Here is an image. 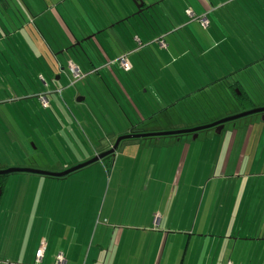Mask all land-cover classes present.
I'll list each match as a JSON object with an SVG mask.
<instances>
[{
	"label": "crops",
	"instance_id": "1",
	"mask_svg": "<svg viewBox=\"0 0 264 264\" xmlns=\"http://www.w3.org/2000/svg\"><path fill=\"white\" fill-rule=\"evenodd\" d=\"M155 1L143 0L145 9L141 16L136 15V7L128 0H23L20 7L14 0H5L0 2V12L2 15L12 12L15 16L18 14L19 25L21 29H27L29 39L46 43L51 53L49 61L52 60V56L57 59V72L62 78L65 67L70 70L71 64L68 63L72 62L67 60L63 64L54 52L64 53L75 42L84 41L87 36L95 34L90 38L95 44L98 36L109 35L106 33H112L118 27L119 34H115V39L110 44H104L105 49L102 50L95 45L97 50L93 48L91 50L92 54L99 50L103 58L109 57L110 53L119 57L122 53L125 54L124 49L129 47V44L121 42L124 40L132 41L133 49L136 46V52L146 49L147 46L142 42L148 41L154 34L153 24L158 27L172 26L184 20V25L179 23L184 26L181 30L187 28L195 22H191L188 16L183 15L185 10L198 17L214 15L217 11L223 12L227 17L228 15L234 17L239 2L228 0L227 4L230 3L223 11L226 3L213 5L218 0H177L180 13L175 14V5L166 4L161 8V15L156 17L149 15L148 19L145 12L149 13L150 9L165 3L166 0ZM251 2L243 1L244 12L254 8V1ZM8 19L12 23V19ZM210 25L205 29L209 30ZM176 30L172 32L179 34V30ZM17 32L19 33L20 29H17ZM170 33L158 37H165V47L159 49H164L162 52L169 50L170 47L176 48L175 39L177 42L187 39L195 42L197 39L191 38L184 31L177 38ZM9 34L12 38L15 32ZM169 37L174 39L170 40ZM21 38L26 41L24 36L21 35ZM224 39L225 36H220L216 42L217 46L214 45L212 51L220 48V43ZM102 41L110 40L102 38ZM43 49L46 50L44 46ZM132 51L127 53V58L131 56ZM39 57L45 61L49 56L42 51ZM116 58L99 68L109 71L111 81L113 80L110 69L115 71V75L113 74L115 77L116 70L119 69ZM172 61L173 59L171 63ZM131 66L133 70L135 65ZM39 73H47L44 66ZM113 83L119 92L122 91V86L126 87L125 83L116 84L114 81ZM104 92L106 97L100 95L101 99L95 98L90 104L89 113L92 119L96 121L97 118L104 128H107V125L113 127L109 114H113L112 109L120 113L119 106L123 107L125 102H119V99L116 102L110 98L107 89ZM37 95L39 98L46 97L44 93ZM22 96L11 98V102ZM122 98L125 101L123 95ZM84 101L85 99L78 100L79 103ZM37 103L42 106L40 100ZM107 103L110 109H107ZM148 104L153 105L147 103V106ZM106 109L109 114L105 112ZM133 109L135 112L132 114L139 118L134 107ZM9 113L11 116L18 114L23 121L25 119L22 110L17 109L16 114ZM189 122L185 121L178 129L195 128L203 124L198 121H192L191 124ZM123 123L125 131L121 134H117L116 130L110 132L106 142L94 149V155L109 150L119 136L132 132L156 133L161 129L157 127L144 131L139 130L136 124L127 127L126 122ZM117 126L118 124L115 125V129ZM201 133L192 141L196 142ZM223 133L222 131L217 135ZM224 135L228 136V132ZM183 138L191 139V135L134 139L128 141L129 143H121L122 151L114 154L112 157L114 162H109L110 157L107 161L100 162L102 168L110 166L112 176L118 172V187L122 185L120 178L124 172L130 171L134 174V184L129 178L123 181L130 194L126 195L125 190L121 197L124 204L121 209H116L115 204L118 200L116 196L112 195L107 199L112 178L104 199L102 192L99 198L97 196L92 198V194L89 198L88 183L85 184L83 191L77 187L71 194L73 188L71 185L64 191L61 182L68 184V176L55 179L57 181L52 184L48 183L49 193L26 195L13 200L8 198L7 202L13 203L14 207L9 214L0 211V264H55V258L59 254L63 255L66 264H264V194L255 200L253 188L249 190L250 186L256 185L264 191V179L239 173L242 165L237 166L235 158H232L236 134L231 139L229 147L221 150V154L216 152L209 141L203 139L204 144L200 148L195 147L191 151L189 148L179 149L177 146ZM131 150H135L136 155L124 156L126 151L129 153ZM224 151L226 155L221 162ZM66 169L53 172L59 173ZM209 172L211 174L205 178ZM45 182L27 181V185L40 187L41 184L45 185ZM4 190H1L0 203L5 195ZM28 208L30 211H27ZM53 208L56 211H68L67 218L53 222L49 214ZM155 217L157 221L154 220ZM19 219L22 220L20 226ZM41 247L43 256L40 262L36 263L35 253Z\"/></svg>",
	"mask_w": 264,
	"mask_h": 264
},
{
	"label": "rangeland",
	"instance_id": "2",
	"mask_svg": "<svg viewBox=\"0 0 264 264\" xmlns=\"http://www.w3.org/2000/svg\"><path fill=\"white\" fill-rule=\"evenodd\" d=\"M22 1L14 0L19 7ZM148 1L144 0V2ZM243 1L239 0L238 2L235 18L230 15L226 17L221 12L220 14L223 17L217 19L218 26L212 24L209 30H203L198 24L191 23L187 28H184L183 30L191 38L196 39L197 37L195 42L188 39L177 42L175 39L176 48L170 47L169 50L162 52V50L149 46L136 52V46L133 49L132 41H121L125 45L129 44L127 48L133 50L129 62L135 66L132 72L128 74L118 73L117 77L111 75V78L115 83L116 81L125 83L126 94L143 118L147 119L139 121L141 117H134L126 105L121 106L120 113L112 109L113 114L107 112V109H110V107H107L105 112L109 114L110 122L113 123V127L107 125L108 129L104 128V125H101L97 118L95 119L99 125L92 119L89 109L95 98L101 99L100 95L105 96L104 90L107 88L116 94V99H119V102L124 103L122 95L125 98L126 96L123 91H116L115 84L109 79V71L98 67L96 69L99 74H96L90 69L85 71L80 66V78H76L69 68L65 67V73L61 78L57 72V59L52 56V60L49 61L51 53L46 43L29 39L27 29H21L19 25L18 14L15 16L12 12V14L3 13L2 15L0 12V18L2 19L0 20V151L8 152L11 149L9 144L13 142L17 146H21L23 150L21 151L22 156L16 158L9 157L6 159L5 157L4 159L0 154V169L17 167L58 172L62 168H71L91 159L92 156L94 157V149L106 142L110 132L116 130L117 134H121L125 131L123 122H126L125 126L127 127L136 124L139 130L144 131L160 127L161 129L157 132L153 131L156 133L187 130L178 129V126L183 125L185 121H190L189 124L192 121H198L203 123L202 126L209 125L212 122L243 112L235 100L225 97L228 86L235 82L241 86L250 98V104L245 111L264 108V10H258L259 8H256L257 5L254 4V9L244 12L242 9ZM249 1L251 2V0ZM153 2L156 1L153 0ZM177 3V0H166L165 3L150 9L149 13H145H147L148 19L149 15L156 17L161 15V8L169 4L170 6L175 5V14H178L180 10ZM16 4L15 6L18 7ZM262 5L264 6V4ZM8 18L12 19L13 24ZM17 29H20L19 33ZM119 31L120 29L117 27L112 33H106L109 35L98 36V43L102 45L110 44L115 36L119 34ZM123 31L124 27L121 29V35H123ZM9 32H15L12 38ZM181 34L182 32H179L175 38L180 37ZM21 35L25 37L27 42L23 41ZM93 35L95 34L87 36V38L93 37ZM220 36H225L227 41L220 43V48L217 47V50L212 51ZM102 38L110 41H102ZM169 39L173 40L174 38L169 37ZM77 43L75 42L72 47H75ZM142 43L144 44V42ZM89 45L86 43L85 46L88 47ZM38 46L40 49H38ZM43 46L46 50L43 49ZM42 51L49 56L45 61L42 57H39ZM184 51L185 53H183ZM54 54L63 64H65L66 59H70L76 65L79 62L82 63V57L70 48L64 53L56 51ZM93 58V61H96V57ZM95 64L98 65V63ZM43 66L47 71L46 74L39 73ZM228 75L232 76L227 77L221 83H213ZM50 76L53 78L50 79ZM100 78L105 82H101ZM204 87L207 88L203 89ZM143 88L147 90V93L143 96L148 98H144L139 94L141 91L145 93ZM38 93L46 95L45 99L48 102L46 109L37 103L39 100ZM92 93L93 96H91ZM18 96L22 97L11 102V98ZM82 99H85V101L79 103L78 100ZM147 103L153 104L151 105V113L148 111ZM18 108L23 111L24 121L17 115L13 118V114L11 116L9 113ZM149 114L152 116L146 117ZM123 115L127 117H123ZM17 118L20 120H17ZM262 118V115L257 114L225 124L222 131L224 133L228 132V136L224 133L217 135L213 129H210L203 131L199 139L193 142L191 135V139H181L177 147L183 150L189 148L191 151L195 147L200 148L204 144L203 139L209 141V144L215 147L216 152L221 154V150H226L229 147L231 139L236 134L232 158H235L237 166L242 165L239 173L241 175H251L252 178L264 179V119ZM116 124H118V128L115 129ZM128 141L131 140H125L121 143H129ZM121 143L115 155L122 151L123 144ZM206 145H208V142ZM17 150H19L18 147ZM134 153L135 150H131L129 153L126 151L124 156L131 155L130 157H133L136 155ZM225 155L226 151H224L221 162L224 160ZM112 157L110 156V163L114 162ZM210 174L211 172L204 177L207 178ZM111 178L112 181L108 191ZM121 178L122 185L118 187V172L116 171L115 175L112 176L110 166L109 168H105V166L102 168L100 162H97L72 173L67 177L68 184L61 182V185L64 191H67L71 185L73 188L70 193L72 194L77 187L78 190L83 191L86 187L85 184L88 183L90 185L89 198H91V194L92 198H94L93 196L99 198L102 192V199H104L108 191L107 199H110L112 195L116 196L118 198L115 204L116 209H121L124 206L121 197L125 194V190L126 195L130 194V190L125 187L126 184L124 185L123 181L129 178L134 184V174L127 171L122 174ZM27 181H46V184L37 187V185H27ZM56 181L53 178L46 180L44 177L41 178L36 175H10L7 177V184L4 188L5 195L0 203V211L12 212L14 206L13 203L7 202L8 198L13 200L26 195L49 193L48 183L52 184ZM251 187L253 188L255 200L258 196L264 194L261 187L257 188L256 185H252L249 190ZM117 189H120V191H117ZM52 190L55 189L52 188ZM242 194L241 192L240 195ZM93 202L91 203L93 204ZM27 211H30V209L28 208ZM7 213L4 214L5 217ZM49 214L55 222L61 218H67L68 211H56L53 208ZM5 217L3 216L4 221ZM21 221L19 219L18 226L21 225Z\"/></svg>",
	"mask_w": 264,
	"mask_h": 264
},
{
	"label": "trees",
	"instance_id": "3",
	"mask_svg": "<svg viewBox=\"0 0 264 264\" xmlns=\"http://www.w3.org/2000/svg\"><path fill=\"white\" fill-rule=\"evenodd\" d=\"M1 1H5V0H0V2ZM227 1L228 0H222V1H217L215 4H213L214 6L215 5H217V3L218 4H220L221 2L224 4V3H226L225 4V6L222 8L223 9V11L224 10H226V8L228 7V5H229V3L227 4ZM254 2V4L255 5H257L256 6V8H259L258 10H260V11H263L264 10V6L262 5V4H264V0H253ZM145 7V6H144ZM254 9V8H253ZM219 10H220V8H219ZM142 15V14H141ZM140 15V16H141ZM183 15H185V16H187V14H186V10L184 11V13H183ZM194 16H196V15H194ZM203 16H205L206 18H207V20H208V26L210 25V23H212L213 25H215V26H218L219 25V22L217 21V19L218 18H221V17H223L222 16V14H220V12L219 11H217L216 13H214V15L213 14H211L210 16L209 15H203ZM197 18H198V16H196ZM227 17V16H226ZM129 20V19H128ZM191 22H195V23H197L200 27H201V25L195 20V21H192L191 20ZM143 23H146V22H144L143 21ZM153 23H155V22H153ZM180 24H183L184 25V20H180V22H179ZM179 23H174V25H172V26H170V25H167V26H165V25H163L162 27H158L157 25L156 26H153V33L154 34H152L151 35V38L150 39H148V41H145L144 42V44L143 45H146L147 47H149V46H153V47H155L157 50H159L160 49V46H159V43L160 42H165L164 44H166V41H165V37H160V38H158L159 36H166V33H168V32H171L170 34H173V36H178V33H175L174 34V32H172L174 29L176 30L177 28H178V30H179V32H185V30H181V28H183L184 26H182V25H180ZM211 24V25H212ZM210 25V26H211ZM180 28V29H179ZM186 28V27H185ZM159 31V32H157V31ZM178 30H176V31H178ZM155 31H156V33H155ZM224 41H227V38H225L224 39ZM223 41V42H224ZM77 42H80L81 44H80V46H76L75 45V47H71L70 49L71 50H73L74 52H76V54L78 53L81 57H82V63L81 62H79V64L78 65H76V63L75 64H73V63H68V65L69 64H71L72 66H74L75 68H77L78 69V71H79V73H80V69H81V67H83L84 69H85V71L87 70V69H90V70H94L95 71V73L96 74H99V72H98V70L96 69V68H98V67H101V66H103V65H105V63H107V62H109V61H111V60H113V59H115L116 58V56H117V54H114V55H112V53H110L111 55L109 56V57H102L99 53V50L97 51V53L95 52V51H93V52H95V54H92V50L93 49H96L97 47L98 48H100V49H105L104 47V45H102V44H99L98 43V41L97 42H95V44H94V42H91V40H89V41H77ZM86 43H88V44H90L88 47H86L85 45H86ZM92 43V44H91ZM98 43V44H97ZM115 44H118V43H115ZM95 45H97V47L95 46ZM106 45V44H105ZM120 45H122L121 43H120ZM93 48V49H92ZM88 49H92L91 51L89 50V51H87ZM97 50V49H96ZM110 50V49H109ZM162 50H164V49H162ZM112 51V50H111ZM124 51L126 52L125 54L124 53H122L119 57H118V59L116 60V63L118 64V67H119V71L118 70H116V77H117V74L118 73H130V72H132V66H131V63L129 62V58H127V53H129L131 50H129V48H126V49H124ZM90 52V53H89ZM93 57H96V61H93ZM121 57H124L125 58V60L127 61V63L129 64V66H130V68H129V70H127V71H125V70H123V69H121V67H120V65H119V58H121ZM67 60H70V59H66L65 61H67ZM95 63H98V65H96ZM81 66V67H80ZM89 66H91L92 68H90ZM246 67H248V66H246ZM245 67V68H246ZM89 70V71H90ZM111 70V75H115V71L113 70V69H110ZM84 71V72H85ZM230 76H232V75H228V76H226V77H222V78H220V79H218V80H216V81H214L213 83H221V82H223V81H225L226 79H227V77H230ZM115 77V76H114ZM50 79L51 78H53V77H49ZM101 79V82H105L102 78H100ZM119 80V79H118ZM116 83L117 84H121V83H123V82H121V81H116ZM207 88V87H206ZM121 89H122V91L124 92V95L126 96V99H125V105L126 106H129V109L131 110V112L133 113V112H135L134 111V109H133V107L135 108V110L137 111V115L139 116V117H141V119H139V121L140 120H142V119H144V120H146L147 118H143V116L139 113V111L137 110V108L135 107V105L133 104V102H132V100L129 98V96L126 94V90H125V87H121ZM205 89V88H204ZM107 90H108V93H109V97L110 98H112V99H114L116 102L118 101V99H116V96H114L115 94H113L108 88H107ZM143 90L145 91V93H142V91L139 93V94H141V96H143L144 94H146L147 93V90H145L144 88H143ZM239 93H237V92ZM144 98H148L147 96L145 97V96H143ZM226 98H231L232 100H235L236 101V103H237V105L238 106H240L241 108H242V111L244 112L246 109H247V107H248V105L250 104V98H249V96L243 91V89L241 88V86L237 83V82H235L234 84H231L230 86H228V88H227V92H226V96H225ZM109 103H107L106 105H107V107H109V105H108ZM148 107V106H147ZM119 109H122L121 108V106H119ZM18 110H20L19 108H18ZM151 110H152V108H151V106L149 105V107H148V111H150L149 113H151ZM16 111H17V109H15L14 110V114H16ZM162 111V110H161ZM153 114V113H152ZM15 116V115H14ZM14 116H13V118H14ZM17 116H18V114H17ZM124 116H126V115H124ZM149 116H152V115H148V116H146V117H149ZM127 117V116H126ZM17 120H20V119H18L17 118ZM128 120H129V118H128ZM10 121H13V120H10ZM130 121V120H129ZM141 125V124H140ZM131 127H133V125L131 126ZM15 130V129H14ZM133 133V132H132ZM8 134H10V133H8ZM134 134V133H133ZM17 135H18V133H17ZM9 146H11L10 148L11 149H9L8 150V152L7 151H5V153L4 152H1L0 151V154L3 156V158L5 159V157H6V159H8L9 157L10 158H16L17 156H22V152L21 151H23L22 150V148H21V146L19 147V146H17L16 145V143L15 142H13V143H11V144H9ZM17 147L19 148V150H17ZM1 149H3V148H1ZM109 159V157H107V158H105L103 161H107ZM7 177H9V176H0V189L1 190H4V188H5V186H6V184H7Z\"/></svg>",
	"mask_w": 264,
	"mask_h": 264
},
{
	"label": "water",
	"instance_id": "4",
	"mask_svg": "<svg viewBox=\"0 0 264 264\" xmlns=\"http://www.w3.org/2000/svg\"><path fill=\"white\" fill-rule=\"evenodd\" d=\"M131 1L133 5L136 7V10H137L136 15L140 16L143 13V10L145 9L143 0H131ZM90 38L92 37L86 38L84 42L89 41ZM80 44L81 43L78 42L76 46H80ZM257 114L262 115L263 116L262 119H264V108H255V109H251L248 111H244L236 115L223 118L217 122L210 123L209 125H204V126H200V127H196L192 129H187V130H180V131H175V132H163V133H141V134L129 133L121 137H118L109 150L102 152L100 154H96L91 159L83 163H80L78 165H75L71 168H68L65 171L56 173V172L41 171L38 169H31V168L9 167L5 169H0V176H10L14 174H28V175H36L40 177H47V178H53V179H63L71 175L72 173H75L79 170L87 168L97 162L103 161L107 157L114 156L120 143L125 140L154 138V137L156 138L158 137H177V136H182V135H192V139H195L200 132L213 129L216 134H219L223 130L225 124L232 123L234 121L241 120L243 118H247L249 116H253ZM0 195H1V189H0Z\"/></svg>",
	"mask_w": 264,
	"mask_h": 264
},
{
	"label": "built area",
	"instance_id": "5",
	"mask_svg": "<svg viewBox=\"0 0 264 264\" xmlns=\"http://www.w3.org/2000/svg\"><path fill=\"white\" fill-rule=\"evenodd\" d=\"M186 14H187V16L189 17L190 20H192V21L196 20L201 25V27L203 29L208 27V20H207V18L205 16H201V17L197 18L196 16H194V14L191 11H186ZM159 46L161 48H164L165 44L163 42H160ZM118 62H119V65H120L121 69H123L125 71L129 70L130 66L127 63V61L125 60L124 57L119 58ZM70 70L73 73L74 77L80 78V73H79L77 68H75L74 66L70 65ZM39 100H40V102H41L43 107H47L48 106V102H47V100L44 97H40ZM154 220L157 221V218L155 217ZM42 256H43V247L39 248L36 251V253H35L36 263L40 262ZM55 264H66V261H65L63 255L59 254V255L56 256ZM228 264H230V263H228Z\"/></svg>",
	"mask_w": 264,
	"mask_h": 264
}]
</instances>
